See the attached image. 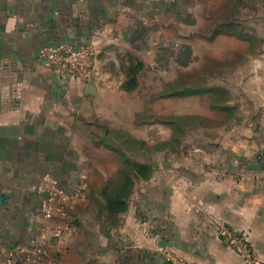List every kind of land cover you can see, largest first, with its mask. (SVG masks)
<instances>
[{"label": "crops", "instance_id": "0c3cea01", "mask_svg": "<svg viewBox=\"0 0 264 264\" xmlns=\"http://www.w3.org/2000/svg\"><path fill=\"white\" fill-rule=\"evenodd\" d=\"M190 2L0 0V197L11 194L0 203V264L36 237L53 264H244L221 238L226 226L247 232L264 264V158L241 156L259 151L255 128L252 138L232 128L200 175L155 163L116 225L73 217L78 231L61 238L45 233L51 222L37 215L36 187L47 172L70 193L87 181L79 208L103 197L116 173L103 155L115 147L99 119L112 114V86L123 83L112 69L131 63L126 54L164 52L166 37L196 23ZM67 44L95 48L89 80L56 75L41 56Z\"/></svg>", "mask_w": 264, "mask_h": 264}, {"label": "rangeland", "instance_id": "374dc122", "mask_svg": "<svg viewBox=\"0 0 264 264\" xmlns=\"http://www.w3.org/2000/svg\"><path fill=\"white\" fill-rule=\"evenodd\" d=\"M189 12L196 23L166 37L164 52L126 54L131 63L112 69L123 83L112 86V114L99 119L115 147L103 156L116 171L111 195L123 193L128 174L135 177L128 205L142 178L133 164L123 163L119 148L132 162L149 163L151 175L157 162L200 175L208 169L204 160L220 157L232 128L241 126L244 138H252L255 128L262 140L257 153L241 156L264 158V0H191ZM133 76L138 85L130 90ZM106 202L105 196L94 198L72 217L114 224L121 217L108 216Z\"/></svg>", "mask_w": 264, "mask_h": 264}, {"label": "built area", "instance_id": "2783aa9c", "mask_svg": "<svg viewBox=\"0 0 264 264\" xmlns=\"http://www.w3.org/2000/svg\"><path fill=\"white\" fill-rule=\"evenodd\" d=\"M51 70L58 76H71L89 80L91 78V60L97 56L95 48L90 44L80 46L60 45L47 46L41 51ZM87 181L83 178L75 192L66 190L51 172L43 176L36 191L41 196L37 210L40 219L51 222L45 225V233L66 238L78 231V224L73 220L72 212L85 197ZM221 238L243 259L244 264H263L256 255L249 234L232 227H223ZM53 260L46 254L42 239L36 237L28 244L9 249L3 264H41Z\"/></svg>", "mask_w": 264, "mask_h": 264}, {"label": "trees", "instance_id": "16d2710c", "mask_svg": "<svg viewBox=\"0 0 264 264\" xmlns=\"http://www.w3.org/2000/svg\"><path fill=\"white\" fill-rule=\"evenodd\" d=\"M143 65V64H142ZM140 64V66H142ZM131 69H137L135 68V66H132L131 64ZM134 73V72H133ZM135 74V73H134ZM138 83L136 78L133 76L132 80H131V84H129L128 89H135L137 87ZM124 147H126L124 145ZM120 151V154L124 157L123 159V163H130L133 164L135 166V169L133 170V172H135L134 175H136V178H142V179H150L151 178V172H152V167H150L149 163H139V162H132V160L127 159L128 154L126 153L125 149L119 148L118 149ZM123 169V168H122ZM122 172V170H121ZM128 178L127 179V183L125 185L124 191L123 193H114L113 195L110 194L109 190L111 187V183H108L104 190H103V196L106 197L107 202H106V211L108 216L110 215H120L121 213L125 212L129 205H128V198L130 196V192L132 191L133 188V182H134V178L130 177V174H128ZM111 195V196H110ZM112 223V222H111ZM119 223V219L116 223L112 224V225H116Z\"/></svg>", "mask_w": 264, "mask_h": 264}, {"label": "water", "instance_id": "95a60500", "mask_svg": "<svg viewBox=\"0 0 264 264\" xmlns=\"http://www.w3.org/2000/svg\"><path fill=\"white\" fill-rule=\"evenodd\" d=\"M87 92H88V94H96V93H97L96 85H95L93 82H90V83H89V85H88V89H87ZM10 196H11V194H10L9 192H4V193L1 195V197H0V203H1V204H5V203L8 201V199L10 198ZM162 242L166 243L165 240L162 241ZM159 245H160L161 247H162V246H163V247L166 246V244H161V242L159 243Z\"/></svg>", "mask_w": 264, "mask_h": 264}]
</instances>
